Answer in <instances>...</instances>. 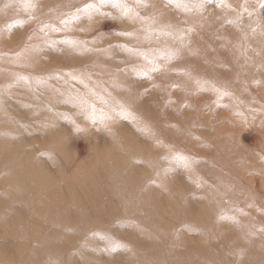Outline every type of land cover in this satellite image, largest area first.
Masks as SVG:
<instances>
[{
	"label": "rangeland",
	"instance_id": "rangeland-1",
	"mask_svg": "<svg viewBox=\"0 0 264 264\" xmlns=\"http://www.w3.org/2000/svg\"><path fill=\"white\" fill-rule=\"evenodd\" d=\"M30 165L64 211L87 189L91 219L62 233L4 199ZM13 205L40 236L70 235L73 264H264V0H0ZM6 228L0 264H41V240Z\"/></svg>",
	"mask_w": 264,
	"mask_h": 264
},
{
	"label": "bare ground",
	"instance_id": "bare-ground-1",
	"mask_svg": "<svg viewBox=\"0 0 264 264\" xmlns=\"http://www.w3.org/2000/svg\"><path fill=\"white\" fill-rule=\"evenodd\" d=\"M226 77V76H225ZM13 168H9L8 171L11 172ZM38 166L30 165L28 169L23 172L18 167L16 168L15 172H11L7 175V185L4 186V191L6 192V196L4 199L10 201H13L14 199L18 198L25 202L24 209L27 211V208L36 207L43 210L45 213L47 219L54 218L55 215H59V219L56 221L57 230L58 232L65 233L64 231L69 227H75L74 225L77 224V222L81 219L83 221L86 220V218L91 219L88 216L87 212L89 211L88 205L90 207H95L97 203H99L98 199H96L93 196L89 197V191L85 189L84 193L88 197V204L87 206L83 205L82 203L79 204L78 208L76 207V210L74 211H67L63 210L60 204H53L54 199L52 196L44 198L42 195V189L48 185V181L45 178V175L39 174ZM46 180L47 182H45ZM84 184V179H81ZM125 184V183H124ZM84 186L87 188V184H84ZM83 188V185H81V189ZM14 198V199H13ZM80 200V198H79ZM153 200V199H152ZM154 205L157 206L156 201L153 202ZM64 207V206H63ZM142 208V207H141ZM14 209V205L11 206L10 209H6L5 212L0 211V227L2 228V224H4L7 228V232L9 235L12 236L13 240L19 241L23 239L30 238H39L41 240V243L43 244L38 250L32 255V257H38L39 255L43 254V260L41 264H73L71 256L68 255L66 259L63 258V252L67 248V246L71 243L70 240H67L70 238V235L63 236L65 239H62L60 243L56 242L55 235H48V236H40L37 234L35 230L34 222L30 224V222L27 221H21L17 214H10L9 212ZM145 209V208H144ZM160 209V208H159ZM158 210V209H156ZM218 211V210H217ZM212 211L206 210L205 215H209ZM10 215H14L18 217L12 218ZM92 216H96V213ZM203 217V216H201ZM79 219V220H78ZM89 224V223H88ZM28 227V229L26 228ZM4 229L2 230L3 233L7 234V232ZM77 234V233H75ZM204 240V239H203ZM182 241H178L180 245V253L179 254H185V249L188 252V248L191 249V247L181 243ZM17 243V242H16ZM203 244V243H201ZM21 244H17L16 251H21L22 248L19 246ZM63 245L66 247L63 249ZM187 246V248H185ZM202 246V245H201ZM199 246V250H202V247ZM25 249H23L24 251ZM179 252V251H178ZM200 253L204 254L205 252L200 251ZM20 255L19 253H17ZM187 255V253H186ZM141 255L139 256V258ZM135 264H145L142 259H139ZM152 260V257H149Z\"/></svg>",
	"mask_w": 264,
	"mask_h": 264
}]
</instances>
